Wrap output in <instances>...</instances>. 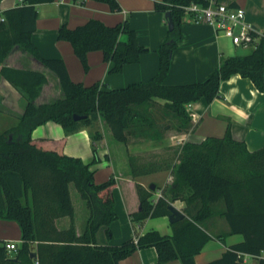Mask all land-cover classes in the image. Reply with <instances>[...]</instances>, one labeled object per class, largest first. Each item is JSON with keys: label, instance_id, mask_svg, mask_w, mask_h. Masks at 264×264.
Listing matches in <instances>:
<instances>
[{"label": "trees", "instance_id": "1", "mask_svg": "<svg viewBox=\"0 0 264 264\" xmlns=\"http://www.w3.org/2000/svg\"><path fill=\"white\" fill-rule=\"evenodd\" d=\"M54 1L23 0L15 8L4 11V21L0 22L1 75L27 99L24 113L15 126L0 134V219L16 222L21 230V243L14 253L8 252L6 242H0V264H119L136 250L148 247L157 250L158 264L173 260L196 264L195 257L214 237L205 221L218 212L225 217L230 230L215 237L222 240L226 235L242 234L244 241L208 264H246L238 258L239 253L260 257L257 264H264L261 257L264 253V148L250 152L243 142L233 138L230 129L220 139L186 143L172 184L158 200H153L156 191L137 185L140 207L131 214L137 226H143L149 218L169 216L172 201H185V218L172 224L173 234L163 236L158 231H149L139 236L137 233L136 239L120 246L98 245L96 241L102 227L106 228L109 240L113 237L110 226L118 220L114 198L116 179L111 177L97 184L91 168L96 159L87 164L81 158L65 155L64 141L33 138V131L49 121L60 124L68 135L102 119L114 139L125 145L131 137L159 141L163 136L155 129L148 111L156 100H164L169 114L179 120V133L188 132L193 123L187 106L201 99L212 102L220 96L221 83L233 75L250 79L264 92V37L251 54L222 59L220 67L203 82L167 85L165 78L181 39L185 8L192 4L206 6L208 0H161L156 2L155 9L171 13L174 29L158 49V74L144 83L103 90L101 82L91 86L73 82L62 59L44 58L33 43L39 6ZM95 1L107 4L112 12L122 10L117 0ZM58 39L72 45L86 72L90 52L103 53L104 61L113 64L111 74L121 73L125 65L137 63L148 52L139 44L136 31L127 20L113 26L95 19L74 29L63 25ZM15 46L22 47L58 77L63 92L61 99L37 103L48 79L39 71L6 66L5 60ZM74 115L86 118L76 121ZM130 169L133 177L158 171L138 167L132 159ZM71 185L89 209L81 235L76 233L73 224L64 229L57 226L58 220L74 217ZM221 203L224 209L219 211L217 205Z\"/></svg>", "mask_w": 264, "mask_h": 264}, {"label": "crops", "instance_id": "2", "mask_svg": "<svg viewBox=\"0 0 264 264\" xmlns=\"http://www.w3.org/2000/svg\"><path fill=\"white\" fill-rule=\"evenodd\" d=\"M122 10L112 12L105 3L95 0H83L74 3L72 0H55L52 3L39 6L37 29L32 35V41L41 55L47 59H62L66 65L71 80L91 86L102 83L103 90H114L128 87L131 84L144 83L155 77L160 68L159 47L167 38L169 29L166 14L155 9L156 2L161 0H117ZM220 4L241 7L245 10L246 21L258 29L264 37V0H218ZM21 0H2L0 15L6 10L15 8ZM99 20L113 26L127 20L136 31L140 45L148 49L139 61L127 64L123 71L111 74L112 63L103 59L100 51L88 54L89 70L86 72L74 53L69 42L58 39V31L66 25L74 29L89 20ZM181 39L173 52L171 67L165 78L167 85H187L205 81L221 65L224 58L246 56L253 52L255 46L221 48L222 35L205 23L193 22V15L185 12L180 27ZM8 67L42 72L48 79L43 86L38 104L52 103L63 97L58 77L35 60L22 47L15 46L7 56L5 63ZM0 64V120L7 123L0 134L15 126L23 115L27 99L15 89L2 75ZM188 112L192 118L193 128L185 133L172 136L168 146L177 144L174 151L171 147H159L158 143L137 144L130 146L116 145L107 134L111 130L102 119L90 126H82L76 132L66 134L64 128L49 121L33 131V138L38 140L64 141L62 151L65 155L81 158L85 163H93L95 183L100 184L111 177L117 182L114 189L115 210L118 220L110 226L113 237L108 239L106 228L102 227L96 235L98 245L120 246L124 242L136 239L149 231H158L163 236L173 234L172 223L168 216L149 218L143 226H137L131 219V214L138 211L140 200L137 185L156 191L153 200L159 199L173 181L174 171L179 164V156L186 143L200 144L207 138H223L230 129L233 138L243 142L250 152L264 148V92L257 89L255 84L241 75H233L220 85V96L212 102L201 99L190 104ZM109 130V131H108ZM95 136V139L93 138ZM168 138V137H166ZM115 140V139H114ZM176 140V141H175ZM110 141V142H109ZM118 142V141H117ZM150 142V143H151ZM120 143V142H119ZM123 144V143H120ZM160 150V151H159ZM138 167L158 169L146 175L133 177L130 160ZM73 185L70 187L74 205V217L62 218L57 221L59 229L74 225L78 235L85 231L89 218V209L84 200L77 207ZM171 205L185 214L186 203L183 199L171 202ZM217 209L222 211L223 205ZM209 232L214 236L195 257L196 264H208L223 256L231 246L242 243V234L226 235L218 239L215 236L229 232V225L224 216L218 213L205 221ZM0 242L21 243V230L14 221L0 219ZM264 257V253L262 254ZM119 264H158V253L154 247L136 250L131 256ZM166 264H182L173 260Z\"/></svg>", "mask_w": 264, "mask_h": 264}, {"label": "built area", "instance_id": "3", "mask_svg": "<svg viewBox=\"0 0 264 264\" xmlns=\"http://www.w3.org/2000/svg\"><path fill=\"white\" fill-rule=\"evenodd\" d=\"M185 11L193 15L194 23H205L211 26L218 36L222 35L229 38L237 47H256L262 37L261 32L246 21L245 10L241 7L226 6L220 4L218 0H208L206 6L192 4L186 7ZM3 21L4 17L0 15V22ZM190 107L191 105H188L187 109ZM161 196L162 194L160 193L159 198ZM6 249L12 254L17 251L18 244L7 242ZM238 258L246 264H257L260 257L239 253Z\"/></svg>", "mask_w": 264, "mask_h": 264}, {"label": "rangeland", "instance_id": "4", "mask_svg": "<svg viewBox=\"0 0 264 264\" xmlns=\"http://www.w3.org/2000/svg\"><path fill=\"white\" fill-rule=\"evenodd\" d=\"M223 39L221 40V48L223 50H227L228 48H235V45L232 43V41L229 38H226L224 36H222ZM165 101L164 100H156L154 102H152L149 106V115L150 117L153 119V122L155 124V129L160 130V133L162 134V140L159 141H153L155 143H158L159 147H161V149H165V148H169L171 147L172 149H174V151L177 149V144H174V146H168L169 144V140L172 136H177L181 133L180 131V122L179 120L177 121L176 118L173 117V115H170L169 112L167 111V109L165 108ZM103 121V120H102ZM104 122V121H103ZM8 122L4 121V120H0V130L7 125ZM166 127H168L166 129ZM109 131V130H108ZM138 132L140 130H137ZM136 131V132H137ZM190 131V130H188ZM185 133V132H182ZM107 138H109V140H111L113 143H115L116 145H121L123 147L124 144H120L119 142H117L116 140H114L110 134V131L107 134ZM168 137V138H166ZM176 141V140H175ZM110 142V141H109ZM150 140H144V139H136L134 137L130 138L129 141V145L133 146V145H137V144H150L151 146L155 145L153 142H151ZM128 146V145H127ZM160 151V150H159ZM158 172V171H156ZM73 193H74V198L77 202V207L79 209V204L82 202V200H80V195L78 194V192L76 191V189L73 187Z\"/></svg>", "mask_w": 264, "mask_h": 264}, {"label": "water", "instance_id": "5", "mask_svg": "<svg viewBox=\"0 0 264 264\" xmlns=\"http://www.w3.org/2000/svg\"><path fill=\"white\" fill-rule=\"evenodd\" d=\"M165 16H166V19H167V22H168V29H169V31H172L174 29V23H173L172 18H171V13L167 12ZM84 118H86V116L74 115V119L76 121L82 120ZM153 188L154 187H152V189ZM169 209H170L171 214L168 216V218H169V221L172 224L176 223V222H179V221H181V220H183L185 218V214H183L180 210H178L174 206L171 205L169 207ZM32 257L34 258V255H32Z\"/></svg>", "mask_w": 264, "mask_h": 264}]
</instances>
